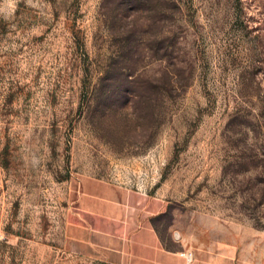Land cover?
I'll use <instances>...</instances> for the list:
<instances>
[{"label": "rangeland", "instance_id": "1", "mask_svg": "<svg viewBox=\"0 0 264 264\" xmlns=\"http://www.w3.org/2000/svg\"><path fill=\"white\" fill-rule=\"evenodd\" d=\"M157 199L168 249L264 264V0H0V264L65 245L74 190Z\"/></svg>", "mask_w": 264, "mask_h": 264}, {"label": "crops", "instance_id": "2", "mask_svg": "<svg viewBox=\"0 0 264 264\" xmlns=\"http://www.w3.org/2000/svg\"><path fill=\"white\" fill-rule=\"evenodd\" d=\"M65 245L107 264H205L198 252L164 246L155 225L163 205L143 192L98 178L82 180L74 190Z\"/></svg>", "mask_w": 264, "mask_h": 264}, {"label": "built area", "instance_id": "3", "mask_svg": "<svg viewBox=\"0 0 264 264\" xmlns=\"http://www.w3.org/2000/svg\"><path fill=\"white\" fill-rule=\"evenodd\" d=\"M185 256H186L188 259H191L192 254L189 252V253L185 254Z\"/></svg>", "mask_w": 264, "mask_h": 264}]
</instances>
